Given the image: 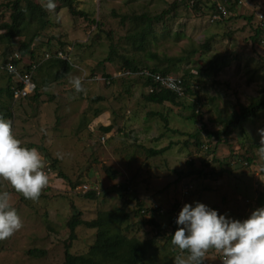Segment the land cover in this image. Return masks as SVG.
<instances>
[{
  "label": "rangeland",
  "instance_id": "374dc122",
  "mask_svg": "<svg viewBox=\"0 0 264 264\" xmlns=\"http://www.w3.org/2000/svg\"><path fill=\"white\" fill-rule=\"evenodd\" d=\"M14 1L0 0V24L10 22ZM30 1L46 11L48 25L35 30L38 23L25 19L21 35L8 45L1 42L0 52L18 50L32 38L30 50L37 62L45 63V55L52 58L60 52L69 60L71 72L56 83L51 81L56 69L44 67L34 75L38 83L44 79L36 99L31 95L12 106V135L21 146L36 148L56 177L48 180L52 184L42 188L35 200L0 180V192L8 193L21 221L19 229L0 239V264H62L69 242L71 254L85 255L95 230L78 226L76 238L70 241L67 222L76 210L81 220H91L115 207H124L130 214L126 223L131 229L124 232L128 237L155 236L147 264H175L176 257L186 253L171 244L169 221L172 211L175 217L185 202H202L235 219H244L262 206L264 166L257 149L264 140L260 134L264 111L227 136L221 134L219 142L208 134L222 131L221 121L240 107L256 99L264 101V43L253 44L250 39L259 17L264 20V0H240L241 5L229 0L228 16L214 22L206 0L195 9L185 0H74L85 17H72L57 0L52 11L42 6L46 0ZM217 1L226 5L225 0ZM23 5L21 0L19 7ZM165 11L167 15L153 28L155 38L150 37L144 50L125 42L130 24L122 23L121 17H153ZM205 44L208 49L203 51ZM151 55L161 60L186 57L180 65L170 64L169 74L180 75L183 68L197 72L192 80L197 93L177 105L147 103L142 75L122 72L121 63L128 59L138 67H150L156 63ZM23 59L29 63L28 54ZM75 77L81 79L79 93L70 83ZM6 82L0 69V89ZM0 99L7 100L3 94ZM96 110L110 113L114 135L111 130L103 133L100 124L88 126ZM195 141L201 146H195ZM149 148L165 150L150 157ZM107 168L115 176L108 177ZM200 170L206 176L199 175ZM83 185L86 192L95 191L96 198H84L86 192L78 190ZM139 206L159 210L160 217L154 213L158 227L146 223L150 214L135 215ZM202 260L221 264L214 249Z\"/></svg>",
  "mask_w": 264,
  "mask_h": 264
},
{
  "label": "trees",
  "instance_id": "16d2710c",
  "mask_svg": "<svg viewBox=\"0 0 264 264\" xmlns=\"http://www.w3.org/2000/svg\"><path fill=\"white\" fill-rule=\"evenodd\" d=\"M60 3V6L62 8L67 9L69 14L74 17H85L86 14L82 11L76 9L74 5V0H57ZM187 2V5L191 8H196L201 1L203 0H195L193 2V5L190 6L189 0H185ZM226 1V11H228L227 3H229V0ZM234 5H241L240 0H234ZM21 0H15L12 4L13 13L10 15V22H3L0 24V31H4L0 34V43L5 42L7 45L9 42L17 38L21 35L22 31L26 28L27 24L24 23L25 19H28V22L35 20L38 23V26L35 30H42L45 28L46 25H48V21L46 20V11L41 8L38 4H34L30 0H24L23 7H19ZM207 8L210 10L211 14L217 13V0H206ZM231 4L229 5V7ZM172 7L170 8V11H172ZM168 11H165L161 13L160 15L149 17L147 15H135L132 14L131 16L124 15L121 17V22L124 23V21L129 22L130 28H128L126 32V36L124 37L125 42L128 43L132 48L135 50H144V45L149 41L150 37L153 39L155 38L153 28L154 26L159 23L164 15H167ZM228 14V12H227ZM212 15L210 17V20L212 22L214 21H220L225 18L215 19L212 20ZM228 16V15H227ZM247 22L251 21V17H244ZM259 25L256 26L253 32V36L250 37L251 42L253 44H261L264 43V21L263 20H257ZM94 23V21H93ZM26 25V26H25ZM33 39H29L26 42H22L21 46L18 48V52L20 55V59L23 62V58L28 54L29 55V64L35 63L36 64V70L34 72V75L36 72H42L41 70L44 69V67H48V69H56L55 73L51 75V78L53 82H61L62 80L66 79L69 76V73L71 72V65L67 58L59 57L57 56V52H55L54 57L46 59L45 63H39L37 62L34 57L33 51L30 50L32 46ZM203 51L208 49V46L205 44L203 48H201ZM8 49H4L3 52H1V57H5L7 54ZM202 52V51H201ZM156 63L152 64V66H145L144 67H138L136 63L133 61H130L128 59H123L121 63V71L129 74H141L142 71L147 70L149 73H158L161 75H167L169 74L168 66L170 64H181L184 60L187 58L185 57H179L177 59L174 58H164V59H158L154 55L150 56ZM24 64L26 62H23ZM2 70V69H1ZM193 70L190 68L182 69L181 74L179 77L182 80V86L184 88L183 95L177 96L176 94L172 93L168 90H160L157 91V86L151 81L150 76L144 77L143 82L141 85L145 88V95L143 96L145 101L150 104H162L164 102H168L171 105H177L180 103V100L193 96L194 93H197V86H194L192 83V80L196 79L198 73L192 72ZM3 74L7 76V82L5 83L4 88L0 89V94L5 95V98L7 100H1L0 99V116L8 119L10 121L11 118V109L14 105L15 101L13 98V94L11 91V86L13 83L11 82L10 75L7 74L4 70H2ZM32 77V80L35 84V91L33 93L32 99L35 100L37 96L38 89L41 88L44 85V79L40 81L42 82L41 86L39 87V84L37 85V80L35 81V77ZM49 77V75H48ZM39 78V77H38ZM141 78V79H142ZM112 80L111 78L109 79ZM109 82V81H108ZM152 86L155 90L152 93H148L146 90L147 86ZM264 111V101L256 99L255 101L251 102L248 106H242L240 107L238 112L231 113L229 117L222 120L221 123L223 124V129L219 133L214 134H208V137H215L217 139V142L220 141V135L227 136L230 131L235 127H240L243 123L250 121L251 119H255L258 117V114L263 113ZM100 113L99 110L94 113V115H98ZM12 126V121H10ZM166 127V126H165ZM100 129L103 133L110 132L112 129V124L106 127H101ZM195 146L200 147L201 144L198 142H194ZM27 148H32L28 146ZM163 150H153L151 148L146 150V153L148 156L153 157L157 156L160 153H162ZM214 153V150L212 151ZM48 162V160L46 159ZM248 161V160H247ZM49 163V162H48ZM190 167L192 166V163H187ZM204 167H209L208 164L203 163ZM52 167V165L50 164ZM105 173L108 177L115 176V172L111 169H104ZM203 170L199 171V175L206 176L202 173ZM222 169L219 172H216L217 176H220L222 174ZM210 175H215L214 170L209 171ZM121 188V187H119ZM118 188V189H119ZM121 189H125V186L123 185ZM129 188H127L128 190ZM119 192V190H116ZM84 198L93 200L96 198V192L90 191L83 195ZM260 204L264 206V196H261L259 198ZM175 210V209H174ZM159 210L154 208H143V206H139L138 209L135 212L136 216L145 217L148 214L150 216L148 217V221L146 223L151 224L154 228L158 227L157 221H155L154 213H156L158 217L160 213H158ZM174 211L171 213L169 225L172 227V232L175 230L177 225L174 223V216L172 215ZM80 211H75V213L72 215L71 219L67 222V227L69 229V236L68 239L70 241H73L76 238L75 229L78 226H83L88 229H94V241L89 246V249L85 255H73L69 252L70 248V242L66 245L65 252H64V260L62 264H147L148 255H150L151 250L155 247L156 240L154 239L155 236L140 240L139 238L135 236L128 237L124 232H127L129 229H131V226H129L126 222L129 219L130 214L126 211L124 207H115L108 211H101L96 214V217L91 220H81L80 219ZM169 239L171 240V237L169 236Z\"/></svg>",
  "mask_w": 264,
  "mask_h": 264
},
{
  "label": "clouds",
  "instance_id": "9594fccd",
  "mask_svg": "<svg viewBox=\"0 0 264 264\" xmlns=\"http://www.w3.org/2000/svg\"><path fill=\"white\" fill-rule=\"evenodd\" d=\"M42 6L52 11L56 3L46 0ZM70 83L75 92L82 91L79 77ZM10 129V121L0 116V180L7 181L24 198L35 200L42 188L52 184L48 183V176L43 171V165L50 168V164L36 148L21 146ZM260 134L264 137V129ZM257 156L264 166V140L257 149ZM54 188L57 189L55 184ZM174 223L177 227L170 234L171 244L186 253L178 255L175 264H203L202 258L209 249L220 254L221 264H264V206L254 208L244 219H235L224 213L218 214L216 209L202 202H185ZM20 227V218L9 203L8 193L0 192V239Z\"/></svg>",
  "mask_w": 264,
  "mask_h": 264
},
{
  "label": "built area",
  "instance_id": "2783aa9c",
  "mask_svg": "<svg viewBox=\"0 0 264 264\" xmlns=\"http://www.w3.org/2000/svg\"><path fill=\"white\" fill-rule=\"evenodd\" d=\"M189 1H190L189 2L190 6H192L195 0H189ZM216 9H217V13L212 15V20L227 17L228 14L224 5L217 2ZM259 20H262L261 16L259 17ZM57 56L62 57V54L60 52H57ZM49 58L50 55L48 54L45 55L43 59L46 60ZM36 67L37 66L35 63L24 64L20 59V55L17 49L10 52L5 57H1V52H0V69L4 70L7 74L10 75L11 82L13 83V85L11 86V91L14 100L25 99L34 93L35 84L32 80V77L34 75ZM141 75L144 77L150 76L151 81L157 86V91L168 90L176 94L177 96H182L184 94L182 80L179 77V75L172 76L171 74H167V75H161L158 73L151 74L146 70L143 71ZM146 90L148 91V93H152L155 91L151 85L147 86ZM105 139H106L105 137L103 136L101 137L102 142ZM43 171L47 174L48 180L54 179L56 177L47 164L43 165ZM78 190L86 192L88 188L87 186L83 185L81 187H78Z\"/></svg>",
  "mask_w": 264,
  "mask_h": 264
},
{
  "label": "crops",
  "instance_id": "0c3cea01",
  "mask_svg": "<svg viewBox=\"0 0 264 264\" xmlns=\"http://www.w3.org/2000/svg\"><path fill=\"white\" fill-rule=\"evenodd\" d=\"M36 75V74H35ZM37 80H39V79H37ZM63 81H61V82H59V83H62ZM39 84V87L41 86V82L39 81V83H38V81H37V85ZM70 86V85H69ZM71 89V88H70ZM82 110H80V112H81ZM79 112V113H80ZM95 112H97V110L96 111H94V113ZM97 124H100V125H102V127H106V126H109L110 124H111V120H110V113L109 112H107V111H101L98 115H96V116H94V117H92V119H91V122L88 124V126H90V127H93V126H95V125H97ZM114 129L112 128L111 129V132H112V134L114 135Z\"/></svg>",
  "mask_w": 264,
  "mask_h": 264
}]
</instances>
